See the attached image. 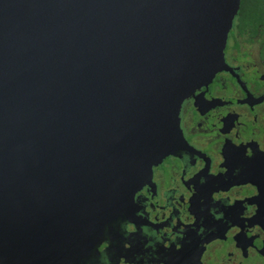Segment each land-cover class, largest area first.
Returning a JSON list of instances; mask_svg holds the SVG:
<instances>
[{
	"label": "water",
	"instance_id": "water-1",
	"mask_svg": "<svg viewBox=\"0 0 264 264\" xmlns=\"http://www.w3.org/2000/svg\"><path fill=\"white\" fill-rule=\"evenodd\" d=\"M241 0H0V264H79L184 142Z\"/></svg>",
	"mask_w": 264,
	"mask_h": 264
},
{
	"label": "flooded vegetation",
	"instance_id": "flooded-vegetation-1",
	"mask_svg": "<svg viewBox=\"0 0 264 264\" xmlns=\"http://www.w3.org/2000/svg\"><path fill=\"white\" fill-rule=\"evenodd\" d=\"M224 56L181 104V147L79 264H264V0L240 4Z\"/></svg>",
	"mask_w": 264,
	"mask_h": 264
},
{
	"label": "trees",
	"instance_id": "trees-1",
	"mask_svg": "<svg viewBox=\"0 0 264 264\" xmlns=\"http://www.w3.org/2000/svg\"><path fill=\"white\" fill-rule=\"evenodd\" d=\"M241 4H243V0L241 1Z\"/></svg>",
	"mask_w": 264,
	"mask_h": 264
}]
</instances>
